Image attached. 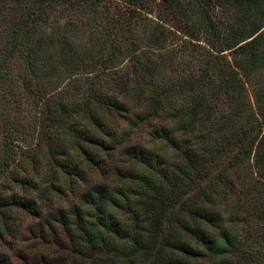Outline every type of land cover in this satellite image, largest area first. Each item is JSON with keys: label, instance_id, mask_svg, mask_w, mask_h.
Wrapping results in <instances>:
<instances>
[{"label": "trees", "instance_id": "1", "mask_svg": "<svg viewBox=\"0 0 264 264\" xmlns=\"http://www.w3.org/2000/svg\"><path fill=\"white\" fill-rule=\"evenodd\" d=\"M226 4L239 15L218 27L209 7ZM184 35L193 64L181 60ZM263 70L264 0H0V241L19 232L11 214L50 212L54 181L81 176L51 141L118 152L129 134L116 116L127 114L154 128L150 146L121 153L127 182L88 189L42 223L45 248L18 258L264 264ZM25 116L37 148H22ZM0 264L19 263L0 252Z\"/></svg>", "mask_w": 264, "mask_h": 264}, {"label": "rangeland", "instance_id": "2", "mask_svg": "<svg viewBox=\"0 0 264 264\" xmlns=\"http://www.w3.org/2000/svg\"><path fill=\"white\" fill-rule=\"evenodd\" d=\"M184 1L188 2V0ZM160 2L161 0H157V3ZM209 9L211 10L210 16L212 20L217 21L216 23H218V27L222 26L223 22H226V24H233L236 17H238L239 15V13L229 4H226L223 7L211 6L209 7ZM189 14H191L190 16L194 20L196 19V16L192 15L193 12L191 10H189ZM241 14L244 13L242 12ZM61 16L62 18H64L63 15ZM74 16L77 18L79 17L77 13H75ZM86 16L83 17L85 20ZM195 27V30L197 31V33L199 32L203 40L205 34L208 33L206 27H200L198 25H196ZM186 36L184 35L179 38V42L184 41L183 44H185V48L189 47V49L184 51L183 55H181V60H183L184 63L196 62L198 61V59H193L192 56L196 58L199 57L196 53L192 52V45L190 46V44L186 43L187 40H189ZM197 44L204 47L203 42L201 44ZM260 76L262 77L263 83L264 70L262 71ZM119 115L120 116H116L118 117L119 121L117 122L120 124L118 127V131L120 132L123 129L128 132L127 134H129V136L123 139L124 145L123 147L118 148V152L108 151L109 149H107L106 147L102 152H98L100 154L96 153L95 150H91L93 154L89 156L82 152L72 153V151H68L69 148L65 146L66 143H64L62 140L56 139L55 141H51L53 147L57 149V153H66V156L63 157V160L68 162L69 165L72 163L80 164V167L82 169L81 176H69L65 181H59V179H56L54 181L56 183L55 190L52 189L53 193H50L51 200L47 201V204L45 205V207L51 209L50 212H48V210L41 206V208L38 209L36 213L26 211L21 213L15 211L13 214H11L12 217L10 223L15 224V226L19 228V232L17 233V236L15 235V238L9 237L3 241H0V252L12 254V256L16 258V261L19 264H24V262H22V260L18 258L20 254L22 257V254L25 255V252L32 250L36 246L39 248H45L48 242H50L49 238H45L43 236L44 234L41 231L42 223H45L47 221H50L53 224L56 223L55 221L57 219H60L61 214H65L64 212H68L69 210H71V208H73L75 203L79 202L80 195L86 193L88 189L94 186H108L112 189H116L119 186L121 187L123 184H125V182H127L128 179L126 178L128 177V174L131 173L130 171L134 167H131V159H129V157L126 155H122L121 153L132 147L145 148L148 145L150 146V133L153 131L154 128H150L146 125H142L140 127L135 125L131 126L128 123L130 120H133L131 119L130 115ZM24 119L29 120L28 122H30V126L27 125L24 130L27 134L30 135L31 139L26 144H24L22 148H37L39 142L44 143L42 138L43 135L38 134L36 132L35 123L31 121L30 117L25 116L22 120ZM32 123H34V126L31 125ZM16 138L19 137L16 136ZM16 143L19 144L18 141ZM161 146L163 147L164 145L161 143ZM46 150L47 148L45 149V151ZM2 152L3 151L0 150V154H2ZM75 154L79 156V159H76L74 157ZM39 156H42V152L39 153ZM60 158H62L61 155ZM82 162L83 164H81ZM35 195L40 200V191H35Z\"/></svg>", "mask_w": 264, "mask_h": 264}]
</instances>
